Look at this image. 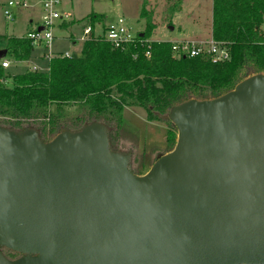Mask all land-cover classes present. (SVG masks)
<instances>
[{
	"label": "water",
	"instance_id": "1",
	"mask_svg": "<svg viewBox=\"0 0 264 264\" xmlns=\"http://www.w3.org/2000/svg\"><path fill=\"white\" fill-rule=\"evenodd\" d=\"M161 118L176 141L143 174L102 122L0 125V264H264V73Z\"/></svg>",
	"mask_w": 264,
	"mask_h": 264
},
{
	"label": "trees",
	"instance_id": "2",
	"mask_svg": "<svg viewBox=\"0 0 264 264\" xmlns=\"http://www.w3.org/2000/svg\"><path fill=\"white\" fill-rule=\"evenodd\" d=\"M181 4L182 0H171L166 9L169 17ZM145 5L142 0L144 30L130 43L114 47L100 37L89 36L79 55L66 57L57 52L44 70L31 67L8 75L0 64V125L33 127L44 140L62 128L77 130L99 121L108 127L110 144L117 148L125 106L142 107L148 120L171 122L161 118L171 106L192 97H216L232 89L249 71L264 73V0H212L211 39L227 49L228 58L223 60H213L206 53L190 56L173 50L170 40H151L154 23ZM87 18L94 25L102 16L91 13ZM2 38L5 54L14 61L30 57L31 39L25 35ZM71 106L76 112L65 115V108ZM167 126L166 143L172 137V128ZM151 150L157 156L163 154L157 147ZM131 170L143 174L133 151Z\"/></svg>",
	"mask_w": 264,
	"mask_h": 264
},
{
	"label": "rangeland",
	"instance_id": "3",
	"mask_svg": "<svg viewBox=\"0 0 264 264\" xmlns=\"http://www.w3.org/2000/svg\"><path fill=\"white\" fill-rule=\"evenodd\" d=\"M7 1L0 0V60L8 59L9 66L4 67L8 75L21 73L33 66L40 70L46 69L48 51H66L74 56L80 54L82 28L90 25L87 16L91 13L102 16L101 21L94 23L96 31H101L102 27L113 24L118 18L125 20L131 32L142 31L145 27V20L140 15L142 0H67L63 4V8L70 13V20L67 23L72 22L66 27L55 23L52 28L55 37L49 42V46L34 44L30 57L17 62L5 54L2 37L23 36L28 30L35 28L41 19V8L36 2H33L34 0H29L28 7L9 6ZM169 5H171V0H146V9L154 23L150 39L156 41L186 39L190 41L193 39L192 42L195 45L203 49L206 48L211 40V0H182L180 10L172 17H169L166 11V9L169 10ZM7 12L10 14V19L6 18ZM132 111L131 108L125 110V119L129 124L126 121L123 122L117 148L126 150L125 148L131 147L134 156L137 157L141 172L145 173L159 156L156 152L152 153L151 149L157 147L161 149L162 153L172 149L176 141V129L168 121L156 120L157 122L147 123ZM75 112L74 106L64 110L67 116H71ZM143 113L141 112V114ZM167 124L172 128L171 140L168 143L164 142L165 144H152L150 140H153V143H158L157 139L164 138L163 135L168 129ZM48 138L44 140H49ZM1 250L11 258L18 256L15 253L9 254L4 248Z\"/></svg>",
	"mask_w": 264,
	"mask_h": 264
},
{
	"label": "built area",
	"instance_id": "4",
	"mask_svg": "<svg viewBox=\"0 0 264 264\" xmlns=\"http://www.w3.org/2000/svg\"><path fill=\"white\" fill-rule=\"evenodd\" d=\"M67 0H34L33 2L37 3L41 8V19L40 22L36 24L35 28L28 30L25 34V37L32 40L34 44H46L49 46V42L55 37L52 28L55 23L61 25L63 22L67 23L70 20V13L65 11L63 4ZM7 4L9 6H22L28 7L29 0H8ZM6 18L10 19V14L6 13ZM99 22V21H98ZM97 23V22H95ZM42 27L41 30H37L38 27ZM262 33L264 35V23L261 27ZM138 32H131L123 18H118L116 22L108 26L102 27L101 31H96L94 25H86L82 28V35L80 40L83 42L89 36L100 37L105 41L109 42L112 46L118 47L122 46L125 43L132 42L137 36ZM172 49L179 50L183 53H186L190 56L199 55L202 53L208 54L213 60H223L228 58V51L225 47L210 40L206 48L195 45L191 41H172ZM57 52L48 51L46 55L47 61L55 55ZM62 56H72L68 52H59ZM148 56V52L145 53ZM1 66L8 67L9 61L6 58L0 60ZM32 68H37L33 66Z\"/></svg>",
	"mask_w": 264,
	"mask_h": 264
},
{
	"label": "crops",
	"instance_id": "5",
	"mask_svg": "<svg viewBox=\"0 0 264 264\" xmlns=\"http://www.w3.org/2000/svg\"><path fill=\"white\" fill-rule=\"evenodd\" d=\"M141 3H142V1H141ZM211 15H212V0H211ZM71 39V38H70ZM72 40H73V38H72ZM152 40V39H151ZM193 40V39H192ZM192 40H190L191 42H192ZM180 41H189V40H180ZM194 41H201V40H194ZM58 52H62V51H58ZM79 55V54H78ZM126 108H131L133 111V114H135V115H138V117L141 119V120H143V121H145V122H147V123H151V122H157L156 120H148L147 119V117H146V113H145V111H144V109L142 108V107H140V106H125L124 107V109H123V113H122V116H123V121H126L127 122V120L125 119V110H126ZM144 111V113H143V111ZM141 112L143 113V114H141ZM139 113V114H138ZM128 123V122H127ZM129 124V123H128ZM163 137L164 138H162V140L161 139H157V141H158V143H153L152 141L153 140H150V142L152 143V144H163L164 142L166 143V131H165V135H163ZM154 141H156V140H154ZM149 142V143H150ZM164 143V144H165Z\"/></svg>",
	"mask_w": 264,
	"mask_h": 264
}]
</instances>
